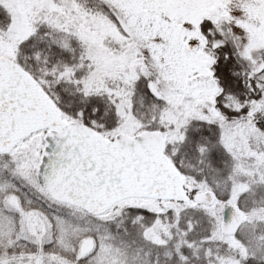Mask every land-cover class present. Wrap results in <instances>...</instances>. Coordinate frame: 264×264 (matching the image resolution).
I'll return each mask as SVG.
<instances>
[{"label": "snow or ice", "instance_id": "6c2138e0", "mask_svg": "<svg viewBox=\"0 0 264 264\" xmlns=\"http://www.w3.org/2000/svg\"><path fill=\"white\" fill-rule=\"evenodd\" d=\"M0 264H264V0H0Z\"/></svg>", "mask_w": 264, "mask_h": 264}]
</instances>
